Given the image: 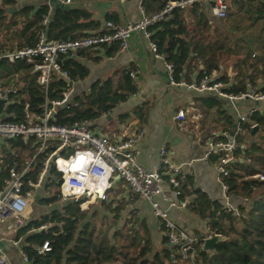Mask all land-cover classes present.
I'll return each mask as SVG.
<instances>
[{
  "label": "built area",
  "instance_id": "1",
  "mask_svg": "<svg viewBox=\"0 0 264 264\" xmlns=\"http://www.w3.org/2000/svg\"><path fill=\"white\" fill-rule=\"evenodd\" d=\"M27 1L48 6L49 14L43 18V25L48 24L56 2L65 6H71L73 2ZM231 2L232 0L170 1L153 14H147L141 7L142 16L135 23L119 25L106 21L104 30L100 33L63 41L47 40L46 35L41 33L40 41L33 47L0 51V63H33L36 82L44 93V100L39 105L32 103L28 92L21 91L13 82L4 85L3 82L9 78L0 75V264H14L5 252L6 240L1 235L2 228L11 222L16 231L27 225L28 211L33 204H37V196L42 197V204L48 198L58 196L61 201L83 209L107 200L119 183L150 205L168 247L181 261L195 262L198 259V247H203L205 240L215 236L210 230L202 236L190 234L170 216L171 210L187 207L184 194L188 180L193 175L192 161H174L167 145L163 144L159 151V166L154 170H147L138 162L137 150L145 129L121 137L99 133V120L70 125L57 123V112L63 108L70 109L75 104L74 82L68 72L62 70L61 56L78 58L82 52L105 50L115 45L119 46L117 52H124L134 33L142 34L150 43L155 57L165 63L170 85L185 89L193 95L214 97L226 103V115L232 116L234 123L227 130L221 127L208 131L205 135V158H215V171L225 201L224 209L240 217L238 206L230 198V188L224 179L230 176L232 164L243 161L251 131L259 125L252 122L251 118L258 111L264 112V107L255 106L257 102L264 103V84L256 89L246 81V91L235 94L228 92V84L219 81L213 74H204L191 81H177L174 65L158 52V43L151 39V28L169 21L175 9L185 11L196 4H207L214 18L225 20L230 12ZM130 77L135 78V73L130 72ZM56 80H66L69 84L59 97L51 98L48 94L49 86L51 81ZM246 101L253 102L254 106L239 109V105ZM14 104H21V111L10 110ZM194 110L193 107L178 110L175 120L181 126L186 123L196 125L198 116ZM259 178L264 180L263 176ZM45 229L47 226L40 228ZM18 243L20 241L15 245ZM35 249L39 254L51 251L48 241L35 246ZM21 255L24 264H31L24 251Z\"/></svg>",
  "mask_w": 264,
  "mask_h": 264
},
{
  "label": "trees",
  "instance_id": "2",
  "mask_svg": "<svg viewBox=\"0 0 264 264\" xmlns=\"http://www.w3.org/2000/svg\"><path fill=\"white\" fill-rule=\"evenodd\" d=\"M170 1L177 0H143L142 5L147 14H153ZM14 4H18L17 0L3 1V6H0V26L8 14L7 6L12 7ZM259 8L262 10L260 17L264 18V3H261ZM16 13L23 17L22 20L13 22V25L21 26L16 32L18 44L15 48L13 46L6 48L5 44L0 43V51L33 47L40 41L41 33H44L50 41L78 39L90 35L87 32L98 28L101 23L93 20L92 14L86 10L71 9L53 10L48 24L43 25V18L49 14V8L44 4L25 5ZM11 17L15 18V15ZM229 17L232 16L228 14L223 21H227ZM105 20L117 24L119 18L116 14H108ZM186 25L183 11L175 9L169 21L151 28V39L158 43V52L165 55L166 60L174 65L175 79L191 80L187 74V65L193 59H200L203 64L198 65L197 78H201L204 74L220 72L224 53L226 51L232 53L233 49L226 50L224 46L214 48L199 41L191 42L188 39ZM118 49L117 45L108 52ZM244 50L246 53L247 49ZM250 56L251 53L245 54L247 60L240 59L236 67H244V62H249ZM60 60L62 70L68 72L72 82L83 81L89 76L87 66L76 58L61 56ZM250 66L252 64L248 65L249 68ZM130 72H132L131 68L125 70L121 82L116 85L112 80H108L101 85H95L89 94L74 93V106L70 109H60L56 115L57 123L70 125L75 122L97 121L120 104L127 102L137 92V86L132 81ZM0 75L9 78L3 82L4 85L11 83L16 76L20 77V81L15 84L21 91L28 92L32 103L36 102L39 105L44 100L43 89L37 84L36 74L33 73V63L29 64L25 61L0 63ZM217 78L228 84L226 90L230 93L245 92L248 78V81L255 86L253 78L244 77L240 73L235 76L233 82L228 73L220 74ZM68 84L66 80L51 81L49 96L59 97ZM199 100L204 106L217 109V114L220 116L218 123L221 124L222 121L224 123L220 126L225 130L232 127L233 117L226 115L222 100L214 97H203ZM21 108V104H14L11 105L10 110L21 111ZM135 115L142 119L143 108L138 109ZM251 120L259 124L261 130L245 150L248 163L238 161L232 164L230 176L224 179L229 185V193L244 199V206L238 207L240 217L232 212H226L219 202L211 201L207 195L199 191L193 192V188H190L191 191L187 190L186 186L184 194L186 197L196 194V198L188 208L200 219L207 220L210 231L221 236L214 251H202V246H199L198 259L195 262L181 261L182 259L178 255L175 256L173 250L168 247L149 258L153 251L152 239L145 221L137 222L139 228L132 229L135 230L134 233H131L132 230L126 234L121 230L116 232L119 237L114 236L113 243L107 238L100 239L95 235L92 224L85 222L87 218L85 212L71 203L28 222L18 230L16 239H24L23 251L28 255L31 264H264V180L259 178V176L264 177V112H256ZM58 198L60 197L48 198L45 205L55 204ZM107 208L117 213L115 222L122 219L123 205L117 207L108 205ZM127 223L125 221V226ZM42 226H47V229L40 230ZM33 230L35 231L32 232ZM47 241L51 251L48 254H39L35 246H41ZM164 243L167 244L166 240Z\"/></svg>",
  "mask_w": 264,
  "mask_h": 264
},
{
  "label": "crops",
  "instance_id": "3",
  "mask_svg": "<svg viewBox=\"0 0 264 264\" xmlns=\"http://www.w3.org/2000/svg\"><path fill=\"white\" fill-rule=\"evenodd\" d=\"M72 1L71 6L68 7L71 9L86 10L92 14L93 20L101 22L98 28L88 31V34L102 32L108 14L118 15L119 21L117 24L125 25L139 21L142 16L140 8L142 7L144 9L142 5L143 0ZM17 2H24L25 5H39V3L27 0H17ZM261 3H264V0H233L231 2L229 13V16L233 15L231 19L244 17V32L247 34L254 33V35L257 34V36L253 40L252 36L245 40L244 48H246L247 51L244 53V60H247L245 59V54L247 53H251V59L249 62L247 61V63L244 62V67L236 68L235 70L234 67H228L227 64H222L220 72L212 73L215 77L223 73H228L233 82L235 76L240 73L244 77L248 76L253 78L255 82L254 88L256 89H259L262 84H264V18L260 17L262 10H260L259 6ZM25 5L21 3V6ZM183 17L185 24L186 22L190 25L193 23V25H191V27H193L191 30L187 28L188 33H192V36L197 34L199 28L205 30L206 33L204 35L210 36L214 30L213 25H215L217 21L225 22L214 18L207 4H196L188 8L183 11ZM192 38L193 37L190 38L188 36L191 42H198ZM129 42V47L124 52H117L118 49L117 51L109 53L108 51L113 49L114 46L105 50L97 49L82 52L80 57L76 59L87 66L89 69V76L83 81L74 83L75 93L78 95L89 94L95 85H101L108 80H112L116 85L121 82L123 72L131 68V71L135 73V78L131 77V79L137 86L136 94L127 102L116 107L111 113L98 119L97 125L100 126L101 130L111 125L112 129H109V131L105 133L115 134L121 137L133 135L139 130L145 129V135L137 145V150L139 152L138 162L145 169L154 170L159 166V151L161 146L166 144L174 161L178 163L193 162L191 167L193 175L188 180L186 185L187 190L193 188V192L199 191L207 195L211 201L219 202L224 207L225 201L223 200V192L215 171V158L210 157L207 158V160L205 158L207 152L205 135L210 129L223 128V126H216V124H219L218 122L220 120L217 109H210L201 103L199 99L205 98L206 96L193 95L185 89L170 85L167 70L164 65L165 63L155 57L149 46L150 43L142 34L134 33ZM199 43L201 42L199 41ZM249 49L251 51H249ZM198 60L199 59H193L190 61V64L187 65V74L191 80L198 79V65H200ZM249 64H252L250 68L248 67ZM223 103V107L227 111L225 107L226 103ZM253 106V102L246 101L239 105V109L245 110ZM189 107L195 109L194 113L198 116L197 124L189 125L186 123L181 126L179 122L175 120L176 113L182 108ZM140 108H143L144 116L142 119L137 118L135 115V112ZM106 116H110L111 118L103 122ZM250 142H252V138ZM245 158L246 156L241 163L245 162ZM116 192L119 193L117 198L123 199L121 203L123 204L124 211L129 207V214L134 217L136 223L139 221L146 222L152 239L153 251L151 256L167 248L168 245L164 243L165 239L160 229V223L154 217L150 205L135 196L122 183H119L114 188L112 194H116ZM195 198L196 194L191 197H186L187 207L180 210H171L170 216L175 220L177 225L186 228L190 234L202 236L210 229L207 220L200 219L188 208V205ZM232 201L234 202L233 199ZM235 203L234 205L238 206ZM243 203L244 202H242V204ZM37 204L42 205V202L40 201V203ZM29 212L30 210L28 211V216ZM130 216L129 218H131ZM17 232L13 222H11L2 228L1 235H3V238L6 240L4 243L5 252L8 254L11 261L14 264H24L21 258V252H23L21 243L24 239L17 240ZM19 241L20 243L15 245V243ZM13 256H15L16 260Z\"/></svg>",
  "mask_w": 264,
  "mask_h": 264
},
{
  "label": "rangeland",
  "instance_id": "4",
  "mask_svg": "<svg viewBox=\"0 0 264 264\" xmlns=\"http://www.w3.org/2000/svg\"><path fill=\"white\" fill-rule=\"evenodd\" d=\"M3 1L4 0H0V6H3ZM22 5H25L24 2H21ZM21 3L18 2V4H14V6H12L14 12L13 14L15 15L14 17L13 14L8 13L6 16V19L4 20V23L2 24V26H0V43L5 44L6 48H11V46H13L14 48L17 46V38H16V32L19 31V29L21 28V26L18 25H13L14 21H19L22 20L23 17L21 15H19V13L15 12H19L20 8L23 7L21 6ZM10 7V6H9ZM7 6V9L9 8ZM233 16V15H231ZM232 18V17H231ZM229 17V19L225 22H216L215 25H213L214 30L213 33H211V35H204L206 32L203 29L198 30L197 34H195L194 36H192V33L189 34V37H193L196 41H200L203 44H208L206 46H211L214 48H217L219 46H224V48L230 49L232 48L233 51L232 53H224L223 58L221 59V64H227L228 67H234V69L236 70V66H238V62L239 60H243L244 59V53H245V40L248 39V37H253L252 40L254 38H256L257 34L254 35V33H246L244 32V17H236L231 19ZM188 22H186L187 24ZM191 25H193V23H191ZM190 24H187V28L189 30H191ZM223 30V33H222ZM195 33V32H194ZM210 34V33H209ZM192 38V39H193ZM205 42V43H204ZM247 46V45H246ZM249 51H251L249 49ZM198 62H200V64L202 63V61L199 59ZM20 81V77L16 76L15 79L11 81V83L13 82V84L17 83ZM109 129H112V126L109 125L107 127H104L103 130L99 131V133H105L106 131H109ZM105 130V131H104ZM244 163H248V160H244ZM120 192V191H118ZM116 192V194H110L108 199L105 200V204H103L102 202H97L96 204H92L89 207H84L83 209L80 207L81 211H84L86 214L85 218V222H90L93 226V228L95 229V235L98 236L100 239H105L107 238L108 240H110L112 243L114 242V236H116V238L119 237V235L116 233L119 230L124 231V233L126 234L127 232H130V230L134 229V228H139L138 224H136L135 219L133 216H130L129 214V207H127L126 211H124L122 213V216L120 220H118L117 222H115V217L117 215V213H113L111 212L107 206L109 205L110 207L112 206H119V205H123L121 202L123 199H119L117 198V196L119 195V193ZM230 198H232L234 200V202H236L235 204L238 205V207L240 205L244 206V199L238 195L229 193ZM242 202H244L242 204ZM115 205H114V204ZM68 203H65L63 201H61L60 198L57 199V201L55 202V204L50 205V206H45V205H32L30 207V212H29V219L28 221H32L35 219H38L40 217H43L44 215H46L47 213H49L51 210L53 209H62V207L64 205H66ZM129 216L131 218H129ZM125 221H127V226H125ZM135 230H132L131 233H134ZM140 232L142 233V229H140ZM14 236V235H13ZM24 245V241L21 243V246ZM154 249V248H153ZM13 258L16 260L15 256H13ZM149 258H152V256L150 255Z\"/></svg>",
  "mask_w": 264,
  "mask_h": 264
},
{
  "label": "water",
  "instance_id": "5",
  "mask_svg": "<svg viewBox=\"0 0 264 264\" xmlns=\"http://www.w3.org/2000/svg\"><path fill=\"white\" fill-rule=\"evenodd\" d=\"M54 9H55V10H66V11L71 10L70 7L65 6V5H63V4L59 3V2H56V3L54 4ZM8 12H9L10 14H13V12H14L13 8H12V7L8 8ZM70 86H72V83H70ZM255 106H256L257 108H259V107H261V106L264 107V103L260 104L259 102H257V103L255 104ZM110 118H111L110 116H106V118L103 119V122L107 121L106 119H110ZM260 130H261V129H260V126H258V125H257L255 128L252 129V131H251L252 142L254 141V139L256 138V136L260 133ZM232 135H233V133H231V136H232ZM41 198H42V197L37 196V197L35 198L36 203H40ZM220 240H221V236H220V235H215V236H213L212 238L205 240V242H204V244H203V247H202V251H214L215 248H216V244H217ZM173 259H175V258L173 257Z\"/></svg>",
  "mask_w": 264,
  "mask_h": 264
},
{
  "label": "bare ground",
  "instance_id": "6",
  "mask_svg": "<svg viewBox=\"0 0 264 264\" xmlns=\"http://www.w3.org/2000/svg\"><path fill=\"white\" fill-rule=\"evenodd\" d=\"M74 192H77L76 190Z\"/></svg>",
  "mask_w": 264,
  "mask_h": 264
}]
</instances>
